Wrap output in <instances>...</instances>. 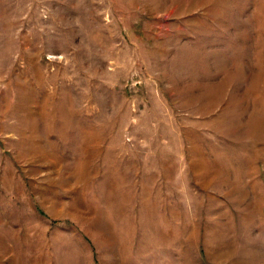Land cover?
Returning a JSON list of instances; mask_svg holds the SVG:
<instances>
[{
    "label": "rangeland",
    "instance_id": "rangeland-1",
    "mask_svg": "<svg viewBox=\"0 0 264 264\" xmlns=\"http://www.w3.org/2000/svg\"><path fill=\"white\" fill-rule=\"evenodd\" d=\"M0 264H264V0H0Z\"/></svg>",
    "mask_w": 264,
    "mask_h": 264
}]
</instances>
